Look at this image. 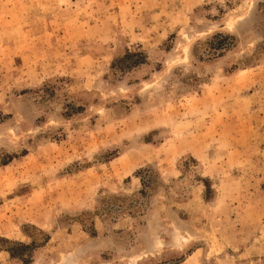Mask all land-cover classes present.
Here are the masks:
<instances>
[{
	"label": "rangeland",
	"instance_id": "374dc122",
	"mask_svg": "<svg viewBox=\"0 0 264 264\" xmlns=\"http://www.w3.org/2000/svg\"><path fill=\"white\" fill-rule=\"evenodd\" d=\"M15 244L264 264V0H0V264Z\"/></svg>",
	"mask_w": 264,
	"mask_h": 264
},
{
	"label": "trees",
	"instance_id": "16d2710c",
	"mask_svg": "<svg viewBox=\"0 0 264 264\" xmlns=\"http://www.w3.org/2000/svg\"><path fill=\"white\" fill-rule=\"evenodd\" d=\"M215 38L220 39L219 42H221L220 47H225L224 49H227L230 47V42L235 40L234 36L225 35V34H218ZM120 63H124L125 65H129L132 67H137L140 65H143L147 61V56L143 52H131L128 51L125 55V57L121 60H119ZM144 186H147V183L144 182ZM207 190L209 191L210 187L206 185ZM142 194H146V189H142ZM94 233L96 231L94 230ZM49 239V238H48ZM47 239V240H48ZM7 241V240H6ZM35 244L33 245H27V244H15V246L12 248L5 249L7 252L10 253L12 258L20 259L24 264H30V260L26 257V255L32 254L33 250H35Z\"/></svg>",
	"mask_w": 264,
	"mask_h": 264
}]
</instances>
